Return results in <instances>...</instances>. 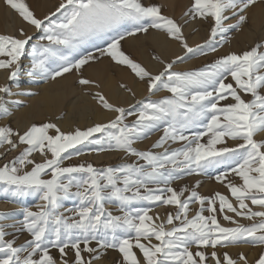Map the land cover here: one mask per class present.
I'll use <instances>...</instances> for the list:
<instances>
[{"label":"snow or ice","instance_id":"snow-or-ice-1","mask_svg":"<svg viewBox=\"0 0 264 264\" xmlns=\"http://www.w3.org/2000/svg\"><path fill=\"white\" fill-rule=\"evenodd\" d=\"M256 2L193 0L183 15L211 21L209 39L194 49L188 45L181 23L164 14L157 3L60 0L54 11L40 18L25 0H5L26 24L37 30L39 37L29 51L34 37L23 27L18 35L0 34V70L8 71L10 81L18 83L25 57L30 59V77L52 80L73 71L82 73L90 61L108 57L145 81L149 93L162 86L171 95L143 103L130 125L125 118L133 113L110 102L101 91L95 92L93 99L116 114L107 123L67 131L52 122L32 123L22 132L0 125V147L7 145V152L23 145L12 160L0 164V191L13 197L36 194L43 201L35 211L19 209L23 220L16 231L30 234L24 243L17 245L15 237L5 239L8 233L4 229L15 227L14 224H0V264H70L69 249L73 252L71 264H93L109 249L119 253L117 264H264V138H255L257 133H264V94L259 91L264 88V41L240 53L219 56L197 70H176L174 64L183 59L177 56L171 62H162L163 70L157 74L121 47L126 36L147 34L154 29L180 43L186 53L205 45L214 52L217 35L244 24L247 10ZM226 12L238 17L235 24H225L229 19ZM126 25L132 30L121 31ZM94 37H107L106 46L96 47L95 53L81 51ZM63 50L68 55L60 54ZM79 83L99 88L83 75ZM121 87L132 91L126 84ZM0 93L11 94V88L0 85ZM241 93L250 94L252 99L246 101ZM0 113L10 114L3 95ZM161 122L162 135L152 148L163 151H139L133 147L136 140ZM229 140L241 142L229 147ZM169 141L184 143L177 149L164 147ZM86 144L97 146L94 150L101 152L105 146L115 147L145 163L105 168L92 163L65 166L73 154L80 155L77 146ZM34 153L43 159H33ZM221 165L226 170L219 172L215 180L224 185L227 193L202 195L196 190L200 181L191 189L170 186L180 173L199 174ZM45 175L49 178L45 179ZM161 184L163 187H150ZM69 197L80 201L76 208L67 210L72 212L71 217L59 212L61 201ZM113 199L120 205V215H113L105 207V202ZM139 201L174 205L176 211L169 212L165 219L153 217L148 208L131 207ZM193 202L199 207L189 216ZM12 215L0 212V220ZM218 217L234 226L222 225ZM238 218L251 223H241ZM93 241L95 247L91 246ZM239 243L259 245L262 250L252 260L242 251L233 257L227 249ZM52 248L58 250L59 258L51 254Z\"/></svg>","mask_w":264,"mask_h":264},{"label":"rangeland","instance_id":"rangeland-1","mask_svg":"<svg viewBox=\"0 0 264 264\" xmlns=\"http://www.w3.org/2000/svg\"><path fill=\"white\" fill-rule=\"evenodd\" d=\"M25 2L35 12L37 17L42 18L43 16L47 15L50 11H54L55 7L58 6L60 0H36V1L35 0H25ZM143 2L145 4H149V3L160 4L162 6V12L164 14L169 15L173 17L174 19H176L179 23H181L182 27H185L186 29L188 25L191 24L189 29H187L186 31H184L185 28H182L183 33H185L184 36L190 47H193L195 49L197 45H204L205 41L209 39L211 21H204L199 18L191 19L183 15L184 12L189 9L191 4L193 3V0H143ZM3 3L5 7H9L13 12H16L15 10H13L10 6H8L5 3V0H3ZM16 14L18 13L16 12ZM57 15L59 17L60 14H57ZM225 15H229V19L225 21V24L231 25V24L236 23V20L238 19V17L231 16L230 13L228 12H226ZM246 15H247L246 22L242 24L239 28L229 29L227 32L217 35V37L215 38V42L213 43V47H215L216 49V51L214 52L211 51L210 48L205 45L202 49L194 51L193 53H186V50L182 47L180 43H177L176 41L172 40L174 44L177 45V47L179 48V52L172 56H164L161 50L159 49L157 50V47H155L157 45H155V43L153 44L154 41L152 42L151 39L154 33L162 34L164 39H166L167 37L162 32H158L157 30H154V29H151L147 34L137 33L135 36H126L125 39L121 41V47L123 51H125L128 55H130L134 60L141 63L143 66H145L153 74H157L159 71L163 70L162 62L164 63L171 62L172 60H175L177 56H181L183 57V59L174 64V68L176 70H181V71L197 70L207 64L212 63L219 56L226 55L229 52H233V51L240 53L244 50L250 49L256 43L264 41V0H257L256 4L254 6H251L247 10ZM185 21L187 22L185 23ZM21 27L24 28L25 32L28 35H32L34 37V39L30 42L28 46L29 51H30L32 44L37 43L39 37L37 35V30L34 29L32 26L26 24L25 22L24 24H20V26L15 28L14 32L13 31L12 32L11 31H3V32L0 31V34L18 35V30ZM125 29L128 31L132 30L129 25L122 27L121 31H124ZM191 35H196L195 39L193 40L194 42H190L187 39ZM107 39H108L107 37H94L88 43L84 44L81 47V51L86 50V51L95 53L96 47L106 46L105 41ZM43 43L46 44L47 41H44ZM159 53L163 56L159 55ZM60 54L68 55V52L66 50H63ZM73 55H75V53H73ZM156 56H159L160 60L155 59ZM25 60L28 61L27 67H26V64L24 63ZM21 63H22V66H21V69L18 75V83L10 81L8 79V76H9L8 71L4 70L5 71L4 73L5 81H3L2 85H5V84L9 85V87L11 88V94L5 95V94L0 93V95L4 96V99L6 101V107L9 109L10 114L3 115L2 113H0V122L2 121L1 125H10L13 129L19 130L22 132L32 123L39 124V123H44V122H52V123H55V122L51 120L49 116L44 115L40 118L39 117L34 118L33 120H29L23 123L21 127L15 126L12 123L13 113L11 112V109L8 106L9 105L14 106L16 104L20 105L21 107L25 106L24 103L28 104L31 98H33L34 96L38 94L39 91L37 90L39 89L37 87H39L45 81H48L51 79V78H42L40 76L30 77L28 75V72L31 70L30 69V59L28 57H25ZM81 75H83L84 78L94 80L96 84L99 85V88H97L95 85H89V86L81 85L79 83V79ZM124 76L126 77V79ZM60 78L66 80V81L64 80L62 82L63 84L60 85L63 87L62 90H64V93L69 92V90L73 88L77 89L76 90L77 93L86 94L91 98V100H93V103L96 106L95 109H97L98 112H100V114L104 112H108L109 114L111 113L110 115L109 114L108 115L106 114L105 116L103 115L104 118L100 117L99 120L97 119L95 120V122L87 124V127L92 126L94 123H98V122L107 123L108 120L113 119L116 115L114 112H111L107 109L102 108L99 105V103L93 99L95 92L101 91V90L103 92V89H102L104 87L103 84L106 85V83L109 82V80H112L113 84H116L121 89H124V91H126L127 93H129V91L121 87V85L124 84L126 81L129 84L128 88H131V83L136 82V81H137L136 83H141V85L143 86L142 87L143 89L142 91H140L139 94L137 91H131L129 94H130V97L133 99L125 101L126 103L122 105V107H125V109L128 112L133 113V115H127L125 118V123L129 125L134 121L135 114L138 113L139 110L143 107V103H148L149 101L157 102L160 98L171 95V93H169L162 86L159 91H154L152 93H149L147 90V84L145 81H141L138 77H136L135 74L128 67L118 65L108 57H102L99 61H90L89 64L83 68L82 73L73 71L70 74H65L64 77H58L57 79H60ZM121 78L123 80H121ZM229 81H231L230 77H229ZM28 84L29 85L33 84V85H36L37 87L35 86L36 87L35 90L33 89V91H30V93L28 92V94L27 92L24 91L25 99L23 101L18 103L14 99L8 98L10 95H14L15 92L21 93L22 90L20 88H22V85L24 86ZM92 87L95 89L93 90ZM259 91L261 94H264V88H261ZM241 95L246 101H249L252 99L250 94L241 93ZM116 105L119 106V104H116ZM62 114H63L62 111L59 112L56 115V118H59V119L62 118V116L65 115V114L63 115ZM69 119L70 121L73 120L71 116ZM57 125L64 131L72 129V128L70 129V127H66V128L62 127L60 124H57ZM75 127H80L81 129H84L86 128V125H84L83 127V125L81 126L80 124L78 125L77 123L74 122V128ZM163 127H164V124L163 122H161L159 127L151 130L144 138L136 140L133 144V147L139 151H147V150H151L153 152L163 151L162 148H152V145L155 143V141L158 140V138L162 135ZM192 130L195 131L198 129L193 128ZM188 134L189 133L186 131L185 135H188ZM95 135L97 137L99 136V134H95ZM255 138L256 139L264 138V134L257 133ZM239 142L241 141L229 140L228 146L234 147L235 144ZM183 143L184 142L182 141H177V142L169 141L164 147L171 148V149H177V148L182 147ZM7 147H8L7 145L0 147V153H5L7 150ZM96 147L97 146L95 145H88V144L78 145L77 149L79 150L80 155L77 156L73 154L69 160H66L64 162V165L68 166V165H78L80 163H92L97 168H105L109 166L117 167L124 163H133V162L145 163L143 160L137 161V157L126 154L124 151L116 149L115 147L108 149L107 146H105L106 150L102 152L94 150ZM22 148H23V145H21L20 148L18 149L7 151L6 155L0 156V164H3L5 161L12 160ZM97 154H102L98 160L96 159L94 160L91 158L92 155L96 156ZM33 159H36L37 161H41L43 157L40 156L38 153H34ZM225 170H226L225 167L221 165V166H218L217 168H208L205 172H202L199 174L192 173L189 175L187 173H180L179 178L172 180L170 186L177 190H180L181 188L185 186L191 189L192 187L196 186L197 181H200L199 186L196 188V190L199 191L202 195H212L216 191L227 193V189L224 187V185H222L221 183L215 180V176L219 172H223ZM44 178L47 179L49 178V176L45 175ZM229 178L235 180L236 182H239L238 179L235 177L230 176ZM150 187H153V188L163 187V185L162 184L161 185H150ZM73 191H75L74 188H73ZM186 195H188V193H185V196ZM233 202L235 203V201ZM41 203H43V201H41L39 199V196L36 194H30V195L22 196V197H13L10 193H4L0 191V212L13 213L11 217L0 220V224H5V225L14 224L15 225V227H6L4 229V231L8 233V235L5 236V239H13L15 237V243L17 245H20L24 243L27 239H29L30 234L27 233L26 231H23V232L16 231V229L21 226L20 222L23 220V214L19 211V209L23 207H27L35 211L37 210V205ZM79 203L80 201L76 197L65 198L61 201V207L59 209V212L64 214L65 216L71 217L72 212L67 211V210L76 208ZM105 207L109 209L110 211H112L113 215L121 214L120 205L118 201L114 199L111 201L105 202ZM131 207L148 208L150 215H152L153 217L158 215L161 219H165L169 212L175 214V211H176V208L174 205H164L161 203H150L147 201L133 202ZM189 207H190L189 216H192L198 210L199 206L197 203L193 202V203H190ZM205 214L207 215V212H205ZM229 214L231 215V213ZM218 218L220 219V223L222 225L234 226V225L229 224L227 221H224L222 218L220 217ZM238 219H240V222L244 224L251 223V221H248L245 219H241V218H238ZM159 222L160 221L158 220L157 223ZM175 223L178 225L179 221H175ZM165 226L166 228L171 227V225H165ZM91 246L92 247L96 246L94 241L92 242ZM218 250L224 251L225 249H218ZM261 250L262 249L259 245H252L249 243H239L236 245L229 246L227 249V251H229V253L233 257H235L237 253L242 251L247 255V257L250 260L256 258ZM50 251L53 256L59 258V252L57 249L52 248L50 249ZM208 251H211V249H208ZM83 255L85 256V258H88L87 253H83ZM68 259L71 264V261L73 259V252L71 249L68 250ZM119 259H120L119 253L116 250L109 249L105 252L104 255L101 256L99 260H94L93 264H117Z\"/></svg>","mask_w":264,"mask_h":264},{"label":"bare ground","instance_id":"bare-ground-1","mask_svg":"<svg viewBox=\"0 0 264 264\" xmlns=\"http://www.w3.org/2000/svg\"><path fill=\"white\" fill-rule=\"evenodd\" d=\"M20 24H24V21L20 18V16L18 14H16V12H13L9 7H5L3 0H0V31H2V32L3 31H11V32L13 31L14 32L15 31L14 29L17 28L18 26H20ZM190 25H188L187 29H189ZM182 28H185V27H182ZM187 29L185 28L184 31H186ZM184 35H185V33H184ZM195 37H196V35H191L187 39L190 42H194L193 40L195 39ZM151 40H152V42L154 41L153 44L155 43V45H157V46H155V47H157V50L159 49L163 52L162 54L164 56H172V55H175L179 52V48L177 47V45H175L174 42L170 39H167V38L164 39L163 35L160 33H156V34L154 33ZM178 46H180V45H178ZM159 55H161V54L159 53ZM163 55H161V56H163ZM27 62L28 61H26V60L24 61V63L26 64V67L28 66ZM26 67H25V69H26ZM4 73H5L4 70H0V85H2L3 81H5L4 80ZM24 74H26V73H24ZM122 78H121V80H123ZM125 79H126V77H125ZM64 80L65 79H61V78L56 79V80L50 79L48 81H45L39 87H37L36 85H33V84L32 85L28 84V85H24V86L22 85V88H20V89L23 92L21 91V93H20L19 92L20 89H19L18 92L20 94L15 92L14 95H10L8 98L14 99L15 101H17L19 103L25 99L24 91L27 92V94H28V92L30 93V91H33V89L35 90V88L37 87L39 89L37 91H39V92L36 96L31 98V100H30V102H28V104L24 103L25 106L22 105L23 107H21L20 105H17V104L14 106H11V105L8 106L11 109V112L13 113L12 114V117H13L12 123L15 126L21 127L23 123H25L29 120H33L34 118H38V117L40 118L44 115H47L51 118V120H53L57 124H60L62 127H65V128L70 127V129L71 128L74 129V122L77 123L78 125L79 124L81 126L83 125V127H84V125H86V127H87V124L95 122V120H97V119L99 120L100 117L104 118V116L106 114L107 115L109 114L108 112H104V113L100 114V112H98V110L95 109L96 106L93 103V100H91V98L86 94L77 93V91H76L77 89L73 88V89L69 90V92L64 93V90H62L63 87L60 86L61 84H63L62 82ZM106 80H108V79H106ZM117 82H119V81H117ZM136 82L131 83V88H132V91H137L139 94L140 91H142L143 86L141 85V83H136ZM125 83H127L126 85L129 86L127 81ZM100 85H102V84H100ZM103 86L104 87L102 89H103V93L105 94V96L111 102L119 104V106L120 105L122 106L123 104H125L126 103L125 101L133 99L130 97V94H129L130 92L127 93L126 91H124V89H121L116 84H113L112 80H109V82H107L106 85L103 84ZM94 89L95 88H93V90ZM101 92H102V90H101ZM127 104H128V102H127ZM45 105H46V107H45ZM61 111L65 115L62 116V118H60V119L56 118V115ZM70 116L73 118L72 121H70V119H69ZM68 120H69V122H68ZM1 123H2V121L0 122V125H1ZM101 155L102 154H97L96 156L92 155L91 158L94 160L95 159L98 160Z\"/></svg>","mask_w":264,"mask_h":264}]
</instances>
